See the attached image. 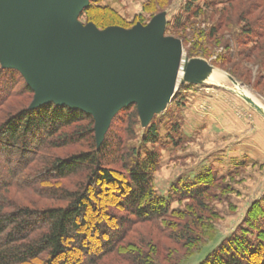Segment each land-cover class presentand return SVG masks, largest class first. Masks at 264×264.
I'll use <instances>...</instances> for the list:
<instances>
[{
	"label": "trees",
	"instance_id": "16d2710c",
	"mask_svg": "<svg viewBox=\"0 0 264 264\" xmlns=\"http://www.w3.org/2000/svg\"><path fill=\"white\" fill-rule=\"evenodd\" d=\"M100 1L91 0L81 16L95 21L97 14L108 13V7L95 4ZM193 4H187L186 18L201 12ZM179 20L178 28L184 19ZM256 28L261 39L262 20L258 27H244L242 34L253 38ZM34 95L22 73L4 67L0 60V264H102L103 257L111 254L128 256L134 264H153L148 254L127 241L132 226L145 222L172 228L171 236L189 244L200 239L194 213L205 207V196L222 178L212 171L202 173L174 186L171 197L158 194L157 146L164 147L165 141L157 115L141 142L130 145L127 140L138 139L140 124L138 105L131 104L115 115L99 142L91 114L54 102L32 107ZM109 191L117 198L105 199ZM172 196L193 200V214L172 210ZM100 201L108 203L103 214L107 219L88 222L86 217ZM260 212L264 215L261 207ZM254 221L259 228L255 238L246 231L230 236L199 264H264V216ZM209 228L205 223L203 231ZM91 238L92 250L84 247ZM76 248L83 250V261L72 255Z\"/></svg>",
	"mask_w": 264,
	"mask_h": 264
},
{
	"label": "rangeland",
	"instance_id": "374dc122",
	"mask_svg": "<svg viewBox=\"0 0 264 264\" xmlns=\"http://www.w3.org/2000/svg\"><path fill=\"white\" fill-rule=\"evenodd\" d=\"M191 1L202 10L186 18V7ZM228 3V0H101L95 4L108 7V13L97 14L99 19L95 21L87 14L77 19L81 28L97 24L96 31L102 35L103 31L116 27L125 32L145 28L159 19L163 37L181 41L188 62L200 59L203 67L218 70L224 76L221 80L202 81L198 77H185L184 70L181 71L174 97L156 113L165 141L164 147L157 146L161 151L154 181L157 193L171 197L174 186L211 171L222 179L205 196V207L194 213L200 226L196 235H201L195 243L174 238L169 234L173 229L164 230L160 224L145 222L132 226L127 241L148 254L153 264H199L230 236L246 231L255 238L259 228L254 219L264 216L260 212V207L264 209V35L258 38L262 32L257 28L253 38L242 34L244 27L252 24L255 28L264 21V0ZM181 18L184 20L178 28L176 24ZM237 39L248 41L240 43ZM236 51L244 53L234 59L232 54ZM139 120L136 127L139 137L128 139L130 145H138L150 125L141 117ZM117 123L113 124L114 129ZM172 132L173 141L169 137ZM104 196L108 200L117 198L110 191ZM172 198V210L193 214L190 211L195 208L193 200ZM106 202H97L96 211L91 210L86 217L88 222L107 219L103 215ZM205 223L212 232L203 231ZM83 230L88 232L85 227ZM90 241L93 242L92 238L87 239L84 247L92 250ZM82 252L76 248L72 255L83 261ZM127 258L111 254L103 257L102 264H134Z\"/></svg>",
	"mask_w": 264,
	"mask_h": 264
},
{
	"label": "water",
	"instance_id": "95a60500",
	"mask_svg": "<svg viewBox=\"0 0 264 264\" xmlns=\"http://www.w3.org/2000/svg\"><path fill=\"white\" fill-rule=\"evenodd\" d=\"M91 0H0V60L24 76L35 95L32 107L48 102L94 117L99 142L115 115L136 103L147 124L176 91L182 62L185 77L204 76L200 59L189 62L183 44L164 38L159 19L125 32L77 19Z\"/></svg>",
	"mask_w": 264,
	"mask_h": 264
},
{
	"label": "bare ground",
	"instance_id": "6f19581e",
	"mask_svg": "<svg viewBox=\"0 0 264 264\" xmlns=\"http://www.w3.org/2000/svg\"><path fill=\"white\" fill-rule=\"evenodd\" d=\"M185 67V60H183L182 62V68L180 69V72L184 70ZM224 76L222 75V72L218 71V70H212L210 68H205L204 69V76L199 78L202 81H212V80H216V79H222Z\"/></svg>",
	"mask_w": 264,
	"mask_h": 264
},
{
	"label": "crops",
	"instance_id": "0c3cea01",
	"mask_svg": "<svg viewBox=\"0 0 264 264\" xmlns=\"http://www.w3.org/2000/svg\"><path fill=\"white\" fill-rule=\"evenodd\" d=\"M221 80V79H220Z\"/></svg>",
	"mask_w": 264,
	"mask_h": 264
}]
</instances>
